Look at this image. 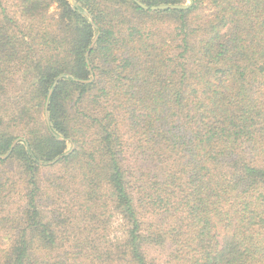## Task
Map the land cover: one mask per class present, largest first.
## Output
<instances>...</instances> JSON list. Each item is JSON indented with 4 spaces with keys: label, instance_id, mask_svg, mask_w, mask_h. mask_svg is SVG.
<instances>
[{
    "label": "trees",
    "instance_id": "trees-1",
    "mask_svg": "<svg viewBox=\"0 0 264 264\" xmlns=\"http://www.w3.org/2000/svg\"><path fill=\"white\" fill-rule=\"evenodd\" d=\"M73 1L0 0V264H264V0Z\"/></svg>",
    "mask_w": 264,
    "mask_h": 264
},
{
    "label": "water",
    "instance_id": "water-1",
    "mask_svg": "<svg viewBox=\"0 0 264 264\" xmlns=\"http://www.w3.org/2000/svg\"><path fill=\"white\" fill-rule=\"evenodd\" d=\"M137 6H139L141 9L145 10V11H162V10H184V9H187L190 7L191 5V2L192 0H188L189 4H185V5H158V6H146L144 4H142L141 2H139L138 0H133ZM71 6L74 8L75 7V3L73 0H69ZM83 15L89 20V22L91 23V25L93 26V28H96L95 24L92 22V20L89 18V16L83 12ZM97 36L98 34H96L92 41L90 42V45L88 46V49L87 51L85 52V62L86 64L88 65V56H89V52L92 50V48L94 47L95 45V42L97 40ZM89 71L91 72V69L89 68ZM64 78H68V75H59L57 76L51 87L49 88L48 92H47V96H46V101H45V105H44V120L46 122L47 125H49V119H48V113H47V106H48V101H49V98L53 92V90L55 89V87L57 86L58 82L61 80V79H64ZM93 80V76H92V72H91V78L89 80H84L82 82H91ZM62 140V139H61ZM20 141H24V139H20V138H17L15 139L10 147H9V150L7 151V153L5 155H1L0 158L1 159H5L7 158L10 153L12 152L13 148L15 147V145L20 142ZM74 146L72 145L70 150L66 153H64L63 155L61 156H58L57 158H55L54 160L48 162V163H45L43 165H46V166H50V165H53L55 164L58 160H60L63 156L65 155H68L72 150H73Z\"/></svg>",
    "mask_w": 264,
    "mask_h": 264
}]
</instances>
